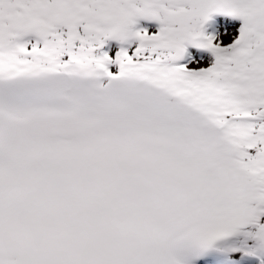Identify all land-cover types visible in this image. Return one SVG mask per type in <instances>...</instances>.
<instances>
[{"label": "bare ground", "instance_id": "obj_1", "mask_svg": "<svg viewBox=\"0 0 264 264\" xmlns=\"http://www.w3.org/2000/svg\"><path fill=\"white\" fill-rule=\"evenodd\" d=\"M263 3L0 0V79L13 88L15 113L32 100L27 86L42 82L51 94L69 95L79 87L100 101L111 86L119 94L145 90L156 96L133 94L173 131L157 128L158 140L174 154L186 147L187 155L176 161L180 184L197 211L201 199L207 205L197 226L211 229L218 242L206 264H264V28L253 21L256 14L264 20ZM221 13H241L248 29L217 41L205 33L206 22ZM121 73L148 83L111 79ZM80 96L87 97L83 91ZM135 97L119 99L144 109ZM231 165L238 186L225 177ZM255 199L261 202L258 215L246 211ZM238 215L242 220L236 221ZM225 226L233 229L231 240L220 234Z\"/></svg>", "mask_w": 264, "mask_h": 264}, {"label": "rangeland", "instance_id": "obj_2", "mask_svg": "<svg viewBox=\"0 0 264 264\" xmlns=\"http://www.w3.org/2000/svg\"><path fill=\"white\" fill-rule=\"evenodd\" d=\"M205 2H203V4H204ZM247 4V3H246ZM252 4V3H251ZM244 5V4H243ZM263 5H264V3H263ZM246 6V5H245ZM242 7V6H241ZM248 13L249 12H251L250 11V9H248V10H246ZM207 16H209V15H207ZM215 17H218V18H212V20H214V21H212V20H210V19H208L207 20V24L210 26H207L206 27V31H205V33H208V34H210L211 36H213L217 41L218 40H224V41H226V40H234V38L235 37H240L241 36V34H240V32H238L237 30H241V31H243L244 32V30H247L248 29V21H247V19L246 18H243L242 16H241V13H236V14H232V15H228V14H225V15H223V13H221V14H219V15H216ZM257 19V20H256ZM261 19H262V21L264 22V20H263V18L260 16H257V14L253 17V21H254V27L255 28H257L258 26H262L263 28H264V23L261 21ZM136 20V19H135ZM260 20V21H259ZM242 21H244V22H246V25H247V27H241V24H242ZM215 23V24H214ZM214 24V25H213ZM259 24V25H258ZM260 24H262V25H260ZM257 26V27H256ZM243 28V29H242ZM209 29H211V30H215V33L213 34V33H209ZM213 34V35H212ZM239 34V35H238ZM215 35V36H214ZM233 37V38H232ZM196 45V44H195ZM98 69L100 70L101 69V66L100 67H98ZM6 70H8L7 68H6ZM132 72V71H131ZM134 72V71H133ZM64 73V72H63ZM56 74V73H55ZM43 76L45 75V74H42ZM47 75H54V73H47ZM47 75H45V76H47ZM68 75H70V76H74V77H77V78H79L80 76H82V75H77V74H74V73H71V74H68ZM119 75V76H118ZM83 77H85V76H83ZM121 77V78H120ZM16 78V77H15ZM14 78V79H15ZM96 78V77H95ZM12 79V78H11ZM13 79V80H14ZM112 80H115V81H117V82H120V83H127V84H129V83H132V82H134L136 85H147V81H144V80H141V79H135V78H133V77H130L128 74H125V73H121V75L120 74H117V75H115V77H112L111 78ZM1 80H3V79H1ZM5 80V79H4ZM4 80H3V82H4ZM8 80H10V79H8ZM75 80H77V79H75ZM129 80V81H128ZM74 82V81H73ZM140 82V83H139ZM142 82V83H141ZM6 88V85L4 86V89ZM235 145V144H234ZM252 202H254V204H256L255 206H252L251 208H250V206H251V204L246 208V211H249L250 210V212H253L254 213V215L255 214H260V213H258V211H261L262 209H261V202H259L257 199H255V200H253ZM260 203V204H259ZM259 206V207H258ZM256 207V208H255ZM255 209V210H254ZM238 220H242L241 218H240V216L238 215V217H237V219H236V221H238ZM216 253H220L218 250L216 251ZM219 256V255H218ZM220 257V256H219Z\"/></svg>", "mask_w": 264, "mask_h": 264}]
</instances>
